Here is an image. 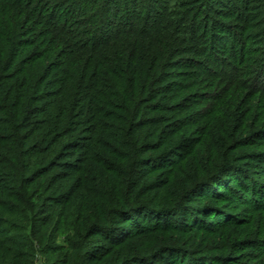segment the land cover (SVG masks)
Returning <instances> with one entry per match:
<instances>
[{"label":"trees","instance_id":"trees-1","mask_svg":"<svg viewBox=\"0 0 264 264\" xmlns=\"http://www.w3.org/2000/svg\"><path fill=\"white\" fill-rule=\"evenodd\" d=\"M0 264H264V0H0Z\"/></svg>","mask_w":264,"mask_h":264},{"label":"rangeland","instance_id":"rangeland-1","mask_svg":"<svg viewBox=\"0 0 264 264\" xmlns=\"http://www.w3.org/2000/svg\"><path fill=\"white\" fill-rule=\"evenodd\" d=\"M57 244L58 245H62L63 244V241H59Z\"/></svg>","mask_w":264,"mask_h":264}]
</instances>
